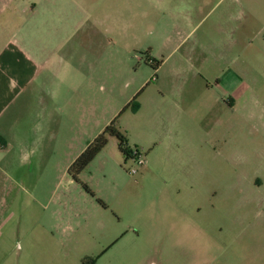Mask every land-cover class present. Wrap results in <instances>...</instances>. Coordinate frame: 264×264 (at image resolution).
Masks as SVG:
<instances>
[{
	"label": "rangeland",
	"instance_id": "374dc122",
	"mask_svg": "<svg viewBox=\"0 0 264 264\" xmlns=\"http://www.w3.org/2000/svg\"><path fill=\"white\" fill-rule=\"evenodd\" d=\"M63 3L36 12L59 105L46 136L32 125L0 264H264V0ZM245 63L249 91L210 103L215 75ZM142 84L118 124L144 164L110 138L80 176L93 197L68 170Z\"/></svg>",
	"mask_w": 264,
	"mask_h": 264
},
{
	"label": "crops",
	"instance_id": "0c3cea01",
	"mask_svg": "<svg viewBox=\"0 0 264 264\" xmlns=\"http://www.w3.org/2000/svg\"><path fill=\"white\" fill-rule=\"evenodd\" d=\"M57 1L0 0V239L5 234L10 235L14 232L9 222L14 216L13 202L16 188L19 187L15 172L26 165V161L35 150L30 146L32 125L39 139L46 136L48 124L51 120L55 121L53 114L59 105L55 97L51 100V109L47 107L48 101L43 92V85L46 82L44 69L34 63L37 61L39 64H45L53 55L48 51L52 48L47 45L45 47L43 43L47 33L44 37L33 30L41 27L38 21L43 22L36 12L57 11L56 6L60 4L64 6L63 0ZM27 2L30 4L29 7L26 6ZM32 2H34L33 6H31ZM56 20L57 15L53 17V22ZM21 30L22 34H20ZM55 50L56 48L53 52ZM220 60H224L223 55ZM246 64L248 63H245L244 67L237 64L235 69H221L215 75V87L220 90V96L212 97L210 103H223L228 98L235 102L241 100L245 92L249 91L245 78L250 74L249 72H253ZM200 74L206 78L204 73ZM144 84L136 87L127 102H131L137 95L139 99L141 98L146 88ZM211 86L210 81H205L204 88L211 91ZM178 87H181L184 93L185 85ZM182 96L183 94L180 95ZM164 99L160 95L154 100L151 109L155 112L154 116L162 109ZM184 102L183 97L174 104L182 113L185 112L182 105ZM143 105L142 102V107Z\"/></svg>",
	"mask_w": 264,
	"mask_h": 264
},
{
	"label": "trees",
	"instance_id": "16d2710c",
	"mask_svg": "<svg viewBox=\"0 0 264 264\" xmlns=\"http://www.w3.org/2000/svg\"><path fill=\"white\" fill-rule=\"evenodd\" d=\"M149 85V84H148ZM139 95H137L120 113V115L115 118L110 125L97 136V138L88 145L87 149L80 155V157L71 165L68 170L70 177L77 183L83 185L86 191L95 197V194L90 190V188L81 181L80 176L82 172L90 165V163L101 153L108 145L109 139L114 137L117 139L118 148L124 157L128 159L142 157L141 152L137 148H132L129 144V139L126 132L122 131L118 122L121 114L129 110L130 108L134 111L138 110L139 107ZM100 204L104 207L106 205L102 200H99Z\"/></svg>",
	"mask_w": 264,
	"mask_h": 264
},
{
	"label": "built area",
	"instance_id": "2783aa9c",
	"mask_svg": "<svg viewBox=\"0 0 264 264\" xmlns=\"http://www.w3.org/2000/svg\"><path fill=\"white\" fill-rule=\"evenodd\" d=\"M131 160H135L139 165H143L144 164V161H143V158L142 157H138V158H132ZM138 172V170H133L132 173L133 174H136Z\"/></svg>",
	"mask_w": 264,
	"mask_h": 264
}]
</instances>
